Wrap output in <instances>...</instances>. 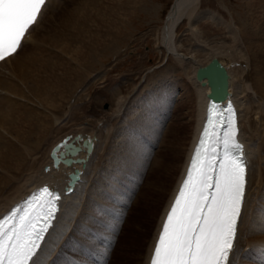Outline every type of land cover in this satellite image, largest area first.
<instances>
[{"label": "bare ground", "instance_id": "6f19581e", "mask_svg": "<svg viewBox=\"0 0 264 264\" xmlns=\"http://www.w3.org/2000/svg\"><path fill=\"white\" fill-rule=\"evenodd\" d=\"M80 1L74 12L71 11L70 15H67V21L64 20L60 27L58 24L47 39L36 44L35 40L40 33L32 34V31L41 24L42 19L44 20V13L53 2V0H46V6L42 9L37 22L22 42L19 54L0 62L1 70L5 69L7 63L12 65V70H8L7 73H2L0 70V217L44 184L60 189L64 195V210L50 238L47 239L38 255L39 264H104V262L111 264L115 260H113L114 252L124 242L121 239L123 235L121 233L118 243L108 249L106 246H100L99 241H87L80 230L83 228L81 225L87 220L83 207L90 201L91 193L89 190L87 192L84 186L87 183L89 185L94 183L95 177L92 178V176L103 168L107 157L106 150L112 145V142L110 146L109 143L107 144L109 125L107 126L106 123L116 122V119L122 116L120 122H126L125 116L129 113L126 101L130 95H121L118 88L117 92H114L115 88L113 90L111 86L105 88V91L101 90V93L103 91V95L115 105L114 110L110 115L105 117L103 115L100 118L103 122V125L100 123L101 129L92 133L91 130L88 131L91 133L89 136H84V132L81 134L80 131H65L66 133L61 136L54 137L52 134L49 136L51 128L48 133L45 129L53 123L50 117L58 120L55 114L56 109L59 108V102L70 97L72 89L76 88L77 78L78 81L80 79L81 71L91 69L93 57L101 53V50H105V46L109 44L114 52L117 51L119 34L122 32L120 26L123 22L121 19L123 6L127 5L130 8L123 12L124 16H128L135 11V9L132 10L135 5H140L139 1L144 0H127L123 3L120 0H109L108 3L106 0L104 4L97 2V7L89 13L87 8L92 6L93 0ZM197 1L175 0L166 17L162 32L165 55L174 60L175 65L182 72L181 76L184 79L187 78L185 83L190 84L191 90L186 92L187 95L184 96L186 103H183L184 108H190L189 106L195 108L189 113L195 123L193 124L190 119V121L181 120L186 119L187 112L178 115L179 112L175 109L162 135V142L159 141L160 145L157 147L150 167L148 162L149 158L153 157V152L146 151L148 160L145 159L140 167L143 175L134 181L138 188L141 180L145 182L137 192L128 216L119 205L120 201L114 207L117 213L122 212L125 217L127 216L122 228L125 230L127 229L125 226H129L127 224L133 208L139 201L142 203V212L138 218L136 217L134 224L129 226L133 233L128 239L131 247L129 252L132 251L130 252L132 254L129 253L128 256L131 257L130 264H150V256L161 230L163 217L185 175L192 148L206 117L209 88L196 79L195 72L198 66L203 65L213 56L220 59L229 73L227 98L234 101L238 109V137L245 145L248 158L245 199L231 264H264V11L261 10L262 7L264 8V0H244L245 17L240 23H237L233 17L230 18V22H225L210 9L196 12ZM57 14L59 12H56ZM204 18L215 21L218 25L221 24L220 26L230 36V41L228 43L223 41L222 44L219 42L220 46L216 43L217 47L213 46L215 50L214 48L211 50L212 45L209 47L203 41L200 31L195 27L196 23ZM54 19L56 18L49 19V22L51 23ZM183 19H187L186 34H189L190 38L196 42L194 48L189 50H183L181 40L174 38L175 29ZM260 31H263L262 36ZM207 47L209 52L205 50ZM30 48L33 50L23 54ZM200 50L201 52L205 50L208 57L202 58H205V61L197 60V64L194 62L198 59V57L195 58V54L198 55ZM223 55L228 58V61L230 60V63L224 62ZM202 61L204 62L201 63ZM241 61L243 64H240ZM184 86L182 84V87ZM138 116L140 118L136 117V120H133V124L136 125L134 128L147 129L150 125V116L146 119L141 118L142 114ZM68 135H70L69 140L75 136L78 137L73 141V145L79 146L80 150L71 155L73 161L70 164L60 162L54 165L51 151ZM128 135L130 133L126 130L124 137H129ZM155 136L146 137L145 141L153 143L157 137ZM84 139L92 143L93 147L89 152L83 145ZM187 144L190 145L189 148ZM107 145L108 149H106ZM60 150L64 151L63 147L57 150V155ZM77 158L81 160L77 161ZM74 174L80 178L77 180L71 178ZM151 176L154 177L153 182H149ZM95 223H99V219L92 221L91 226ZM74 233L76 239L73 238ZM105 236L109 238V242H114L113 232H107ZM102 240L103 238L100 239ZM82 242L89 244L88 248L96 249L103 259L106 258L104 262L94 255L91 262L93 252H90V258L87 249H84L85 253H82L79 246Z\"/></svg>", "mask_w": 264, "mask_h": 264}, {"label": "rangeland", "instance_id": "374dc122", "mask_svg": "<svg viewBox=\"0 0 264 264\" xmlns=\"http://www.w3.org/2000/svg\"><path fill=\"white\" fill-rule=\"evenodd\" d=\"M57 1L58 0H53L50 4L53 7L49 5V8H47L48 10H46L48 12L46 13L45 11L43 16L44 20L42 19L41 24L32 31V34L35 32L40 33L37 38L35 37L36 44H39L42 42L41 40L45 38L47 39L52 31L58 27V24L60 27L62 22L67 21L66 19L70 15L69 13L78 7L81 2L80 0H71V2H69V0H59L58 2L60 3L57 5ZM105 1L106 0H93L92 6L87 8V13L97 7V2H103L104 4ZM120 1L123 3L127 0ZM174 1L175 0L139 1L140 5H135L136 8L134 7L132 9H135V11L128 16H124L123 12H125V10L128 11L130 8L127 5L123 6L121 4L124 8L121 11V19L123 22L120 26L122 32L119 34L120 38L117 44V51L114 52L109 44L105 46V50H101V53L93 57L91 69L86 71L82 70L83 72L81 71L79 81L77 78L78 76L76 77L77 80H75L78 87L75 85L76 88L72 89L70 97H66L65 100L59 102V108L56 109L55 114L58 120H54L50 117L53 123L45 129V132L48 133V130L53 128L52 133L50 131L51 129L49 130V136L52 134L54 137H59L66 132L75 131H80L79 133L81 134L84 132V136H89L93 131L96 132L101 129L103 122L100 121V118L103 115L104 117L110 115L114 110L115 105L112 104V101L108 97L103 95V91L101 93V90L105 91V88L111 86L113 90L115 88L114 92H117L116 89L118 88L121 95H130L126 101V108L129 113L125 116V124L123 121L120 122L123 116L121 118L119 117L120 119H116V122L114 121L116 124L114 122L106 123L107 126L109 125V140L107 144L109 143V146L112 145L110 148L107 145L106 149H109L106 150L107 157L105 156L106 159L104 158L103 168L99 173H96L97 175L93 174L92 176V178L95 177L94 183L92 185L87 183L86 186H84L85 189L87 188V192L89 190V193H91L89 196L90 201L84 205L85 208L83 207L87 220L81 225L83 228L81 230L79 229L82 235H85L87 241H99L100 246H106L108 249L113 248V246L118 243L120 235L123 233L121 239L124 240V244H120V247L114 252V264H128L131 260V257H128L129 253L132 252H129V248L131 249V247L128 243V239H130L133 233L129 226L134 224V221L137 220L136 217L138 218L139 214L142 212V203L140 201L130 213L129 222L127 224L129 226H125V228H127L125 230L122 228H124L125 218H127L128 212L133 206L137 192L140 191L145 182L141 180V184H139L140 187L138 188L136 187L138 185H135L136 183L134 181L138 180L143 175V170H140V167L145 159L148 160L146 151L153 152V157H150V161L148 162V166L150 167L157 152V147L160 145L159 141L162 140L164 130L167 129V123L173 117L175 109L180 113H178V115L187 112L188 116L186 119L183 118L181 120L190 119L193 121V124L195 123L194 118L189 116V113L195 110V108L193 106L184 108L185 106L183 103L185 102L184 96L187 95L186 92L191 90L190 84L185 83L187 78L184 79V77L181 76L182 72L180 68L175 65L174 60L171 59L170 56L167 57V55H165L164 50L165 45L163 44L162 38L163 27ZM107 2L109 3V0H107ZM197 3L198 7L196 12L197 10L209 11L210 9V11H214L217 15L222 17L225 22H230V18L233 17L237 23H240L245 17L246 5L244 0H198ZM65 5L66 7H64ZM261 10L264 11V8L262 7ZM56 12H59V14L56 15ZM53 18L56 19L50 23L49 19ZM220 25L221 24L218 25L215 21H210L207 18L201 19L196 23L195 27L200 31V37L209 47L212 45V47H210L211 50L214 48L213 46H220V44L224 43L223 41L226 43L230 41V36L227 35L226 31L223 30V27ZM187 28V19H183L174 32V38L179 41L181 40L180 43L182 44L183 50H189L196 45L193 38H190L189 34H186ZM261 34H263V31H260V36H262ZM219 42L220 44H218ZM207 48L205 50L209 52V48ZM31 50L33 49H26L23 54H27ZM205 50H202L203 52L200 50L201 53L198 52V55L195 54V58L198 57V59H195L194 62L198 64L199 61L206 60L205 58L202 59L205 56L206 58L208 57L205 54ZM213 50H215V48ZM200 56H202L201 59ZM222 58L225 60L224 62L228 61L226 56L223 55ZM229 61L227 63H230ZM240 64H243V61H241ZM4 68L5 69L0 70L2 73H7L9 72L8 70H12V65L7 63ZM182 84L183 86L184 84L186 85L182 87ZM181 104H183V106ZM127 109H125V111ZM138 114H142V119H146L147 116H150V125L147 129L139 130L138 128H134L136 125L133 124V120H136V117L140 118ZM56 116L54 118H56ZM111 126H113V128ZM102 129L104 130V128ZM126 130L130 133V135H128L129 137H124ZM186 134L188 136V132H186ZM153 135L157 136H155L156 139L153 143L145 141L146 137H151ZM110 142L112 143L110 144ZM186 146L189 148L190 145L187 144ZM152 177L153 176L149 179V182L154 181V177ZM118 201H120V203ZM118 203L123 208V211L127 212L126 217L122 212L117 213L116 210H114V207L117 206ZM98 219L99 223H95L91 226V222ZM107 232H113L114 242H109V238L105 236ZM73 236V238L76 239L75 233ZM101 238H103L102 241H100ZM79 246L82 253H85L84 249H87L86 251L89 253V258L90 252H93L90 259L91 262H93V255L98 256L102 261L106 259L99 256L96 249L88 248L89 244L82 242Z\"/></svg>", "mask_w": 264, "mask_h": 264}, {"label": "snow or ice", "instance_id": "6c2138e0", "mask_svg": "<svg viewBox=\"0 0 264 264\" xmlns=\"http://www.w3.org/2000/svg\"><path fill=\"white\" fill-rule=\"evenodd\" d=\"M46 0H0V62L19 54ZM186 178L156 239L150 264H231L246 188L236 112L211 103ZM74 146L69 139L62 145ZM60 194L47 186L0 218V264H39Z\"/></svg>", "mask_w": 264, "mask_h": 264}, {"label": "water", "instance_id": "95a60500", "mask_svg": "<svg viewBox=\"0 0 264 264\" xmlns=\"http://www.w3.org/2000/svg\"><path fill=\"white\" fill-rule=\"evenodd\" d=\"M203 78L206 79V81H202ZM197 79L201 80L203 85L206 84L208 85L209 87L208 97L214 100H224L229 94L227 90V84H228L227 71L216 57H212L208 63H206L205 65H200L198 67ZM77 138L78 137L75 136L72 140H70L72 145H73V141ZM66 139H70V135L63 138V140L59 142L51 152L54 165H57L59 162L70 164L73 161L71 155H73L74 153L80 150L79 146L73 145L74 148L72 151H67L66 149L63 148L64 151L60 150L59 155H57V150H59L60 148L59 146L62 145V143ZM83 145L86 147L88 152L91 151L92 149L91 141H88V139H84ZM66 154L69 156L66 157L65 156ZM76 160L80 161L81 159L77 158ZM71 178L77 179L78 177L74 174L71 175Z\"/></svg>", "mask_w": 264, "mask_h": 264}]
</instances>
